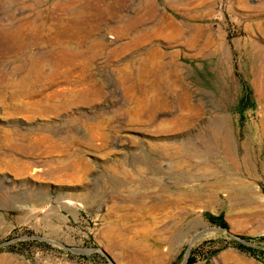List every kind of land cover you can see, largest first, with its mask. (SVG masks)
Masks as SVG:
<instances>
[{
    "label": "rangeland",
    "instance_id": "1",
    "mask_svg": "<svg viewBox=\"0 0 264 264\" xmlns=\"http://www.w3.org/2000/svg\"><path fill=\"white\" fill-rule=\"evenodd\" d=\"M253 79L264 0H0V264H264Z\"/></svg>",
    "mask_w": 264,
    "mask_h": 264
},
{
    "label": "bare ground",
    "instance_id": "2",
    "mask_svg": "<svg viewBox=\"0 0 264 264\" xmlns=\"http://www.w3.org/2000/svg\"><path fill=\"white\" fill-rule=\"evenodd\" d=\"M75 3V2H74ZM76 5V4H75ZM69 23V22H68ZM87 20H79V17H72L71 20H70V23L67 24L69 26H67V28L64 30V31H61V36H63L64 38L66 37H71V38H74L78 43V42H81L84 38V35L81 34V32L79 31L80 29L78 28V26H80L81 24H87ZM22 30L23 28L21 26H18L12 33V35H14L15 37H21L22 36ZM177 34V33H176ZM73 39V40H74ZM22 40V38H21ZM23 41V40H22ZM63 52L65 53H68L69 50H63ZM73 56H79L81 55V53L79 51L77 52H74L72 54ZM262 78V77H261ZM86 84V82H85ZM252 85L253 87L255 88V92L261 96V98L264 100V79H253L252 81ZM88 87V86H86ZM90 87V86H89ZM86 89V88H85ZM88 90V88H87ZM90 90V88H89ZM85 91V90H84ZM83 91V93H84ZM88 92V91H86ZM85 92V94H86ZM82 94V93H81ZM48 95V94H47ZM53 96V95H52ZM227 130V129H226ZM225 130V131H226ZM228 131V130H227ZM220 134V132H219ZM217 134V135H219ZM225 134V133H224ZM264 135V130H263V134ZM220 136V135H219ZM218 140H219V137H218ZM221 142H223L224 144V151L228 154V155H233V143L232 141H230V139H228V136L225 135L224 136V139L223 141L221 140ZM221 144V145H223ZM235 156V155H234ZM239 158V157H238ZM241 159V158H240ZM238 161V159H236ZM243 161V163H246L245 161L248 160L246 157H244L243 159H241ZM236 163H241V162H236ZM240 165V164H239ZM198 194V193H197ZM163 239V238H162ZM168 239V238H167ZM120 248V247H119Z\"/></svg>",
    "mask_w": 264,
    "mask_h": 264
}]
</instances>
